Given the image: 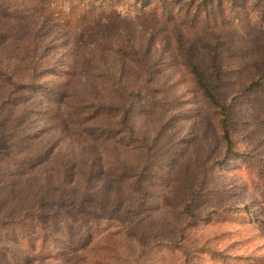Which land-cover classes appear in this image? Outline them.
Returning <instances> with one entry per match:
<instances>
[{
    "label": "rangeland",
    "instance_id": "obj_1",
    "mask_svg": "<svg viewBox=\"0 0 264 264\" xmlns=\"http://www.w3.org/2000/svg\"><path fill=\"white\" fill-rule=\"evenodd\" d=\"M21 1L24 0H14V4L26 9L33 8L27 1H24L25 4ZM109 5L112 14L124 18L116 20L113 30L112 26L105 24L90 33L86 30V17L75 6L69 7L67 11L57 10L60 17L68 22V27L36 13L34 8L18 20L0 16V62H8L7 66H10L13 76L18 80L20 78L23 82L55 88V94L64 99L76 96L73 100H78L79 92L87 87L92 89L107 85L105 88L108 89V84L112 80L116 83L119 78L128 90L139 89V96L134 100L131 126L140 143L128 150H115L113 146H107L115 151V155L113 159H107L106 163L108 166L109 163L124 164L131 174L137 170L141 173L145 168L147 209L140 215L128 217L119 229L105 228L97 233L89 230L93 242H99L97 247H89L92 251L85 248L90 239L75 237L69 245L64 238L59 240L61 234H55L54 239L49 241L31 232L28 238L30 244L22 239L16 243L21 247L18 252L24 256L38 254L39 258L31 264H67L66 260H72V257L60 256L62 247L68 248L66 253L73 250V258L79 259L80 264H87V255L91 259L101 260L102 248H114L103 264H135V258L142 249L146 252L145 259L138 264H264L263 234L252 226L247 214V211L259 213L263 209L264 188L243 161L227 157L219 164L214 163L216 157H222L223 146L214 129L210 112L202 103L181 57L174 49L175 33L182 34L188 42L192 38L209 42L220 36L222 44L233 41L231 34H221L212 25L197 24L195 27L177 18L167 20L162 15L157 18L140 15L135 9L136 4L130 0H109ZM152 19L158 28V35L147 51L144 50L147 35L141 26H149ZM125 22H133V40L138 42L142 53H146V65L140 68L122 57L100 49L89 51L86 47L96 35L104 37L103 32L105 36L110 33L114 36L124 35ZM192 51L195 60L207 73L206 51L196 45L192 46ZM223 56L235 64L231 70L239 71L240 61L232 51ZM25 94V99L10 109L5 120L7 124L1 130L2 209L30 193L54 200L67 198L70 193L67 191L68 185L63 194L59 193L67 168H70L68 171L71 174L67 175V181H73L74 184L71 191L78 190L80 193V190H85L73 167L77 164L75 162L80 150L83 154L86 149L78 129L57 114L48 100L45 102V95L48 94L36 91H27ZM103 94L109 97L104 91ZM257 107L258 104L251 100H243L237 107L238 124L232 138L242 154L249 153L264 134L248 123L258 119ZM74 143L81 149L75 148ZM110 149L105 150V154ZM100 151L102 148L92 147L87 157ZM105 154L99 155V158ZM134 168L136 170L132 172ZM204 168H208L209 173L201 198L207 201L202 199L206 206L222 213L213 214L208 223L199 224L191 239L224 255L200 250L185 257L163 244L155 246L167 238L172 227L174 231L183 224L179 215V196L184 172L196 175ZM114 178L117 177L107 176L101 171L86 189L89 199L99 198L109 191L107 194L111 198L115 194L117 196L113 202L124 203L123 199L129 195L128 191H131L135 180L119 184ZM47 192L50 195H46ZM56 201L49 203L48 207L53 208ZM106 242L112 245H105ZM150 248L156 249L150 251Z\"/></svg>",
    "mask_w": 264,
    "mask_h": 264
},
{
    "label": "trees",
    "instance_id": "obj_2",
    "mask_svg": "<svg viewBox=\"0 0 264 264\" xmlns=\"http://www.w3.org/2000/svg\"><path fill=\"white\" fill-rule=\"evenodd\" d=\"M24 1L33 6L34 10L29 5L36 13L66 27H68V22L60 17L57 10L67 11L71 6L80 8L88 23L86 28L88 33L105 24L112 26L111 30H113L117 23L116 20L124 18L116 17L115 14L111 13L109 0ZM24 1L21 2L25 4ZM130 1L132 4H136L135 9L139 11L140 15L146 14L151 18L162 15L167 17V20L177 18L194 26L197 24L212 25L214 28H218L222 32L221 34H231L233 41L222 44L220 36L209 42L191 37L193 41L188 42L182 34L175 33L173 36L174 49L181 57L185 70L202 103L210 112L214 129L223 146L222 157H216L214 163L219 164L225 161L227 157L241 160L248 165L256 181L264 188V134L257 140L256 146H253L247 154H242L237 150L236 143L232 138V133L238 124L237 107L243 103V100H251L258 104V119L248 123L254 129L264 133V0ZM31 8H22L20 5L14 4V0H0V16H5L8 19H21L30 12ZM230 16L233 19L230 20ZM124 26L126 31V33L124 30L122 31L125 33L124 35L114 36L110 33L105 36L103 32L105 38L96 35L86 47L88 50L100 49L110 55L122 57L140 68L146 65V53L144 51L142 53L140 46H137L138 42L133 40V29H135L133 22H125ZM141 28L147 35V44L144 45V50L149 51L158 35V28L153 19L149 26L142 24ZM193 45L202 47L206 51L207 73L195 60L192 51ZM230 51L240 61L239 71L231 70L230 68L235 64L223 56L224 53ZM7 65L9 64L5 60L0 62V136L1 130L7 124L5 120L10 109L18 106L25 99V92L36 91V93L48 94V96L45 95V102L48 100V103L55 107L57 114L63 116L73 128L78 129V134L84 140L86 149L83 154H81L80 146L74 143L75 148L79 147L80 152L76 158L75 163L77 164L73 167L81 180L80 183L85 186V190H80V193L78 190L71 191L70 188L74 184L73 181H67V175H71L68 171L70 168H67L63 173L62 183L59 187L61 195L66 191L68 185L67 191L70 193L67 198L56 199L58 200L56 201L51 197L36 196L34 193H30L17 199L5 209H2L3 203H1L0 264H31L39 258L38 254L24 256L18 252L21 247L16 243L22 239L30 244L28 238L32 235L31 232H36L41 239L49 241L54 239L55 234H61L59 240L64 238L69 245L72 244L75 237L84 240L90 239V243L85 248L92 251V248L89 250V247H97L99 242H93L89 230H95L97 233L105 228L119 229L120 224L128 217L140 215L147 209L145 208L147 196L144 191L146 188L145 168L141 173L139 170L135 171L136 168H134L132 172H135L131 174L130 170L124 167V164L118 165L117 162L116 164L109 163L108 166L106 163L107 159H113L115 155V151L107 146L111 145L115 150H128L135 148L140 143L131 126L134 100L139 96V89L128 90L125 83L122 82L123 80L119 78L116 83L112 80L108 84L110 86L108 89L105 88L108 87L107 85L98 88L92 87V89L87 87L79 92L78 97L80 98L78 100H73L76 96L71 99H64L55 94V88L23 82L20 78L18 80L13 76L10 66ZM103 91L109 97L105 96ZM96 146L99 149L102 148V151L98 154L96 152L97 155L94 154L90 158L87 157L90 155V149ZM105 146L106 148H103ZM107 149L110 151L105 154ZM102 154L105 155L99 158V155ZM79 167L81 168L80 174L78 173ZM101 171L107 176L117 177L114 179L119 184L124 182L128 184L131 180H135L132 183L131 191H128L129 195L123 199L124 203L113 202L117 196L115 194L114 198H111L110 194H107L109 191L99 198L89 199L86 189ZM207 172L209 173L208 168H204L196 175L193 172L190 174L184 172L180 181L181 195L179 196V215L183 219V224L180 228H175L174 231L172 227L167 238L156 243L155 246L163 244L167 249L179 251L185 257L196 254V251L200 250L224 255L191 239L199 224L208 223L213 214L222 213L206 206L205 198H201ZM113 192L115 191L113 190ZM46 195H50V192H47ZM52 201H56L57 204L50 209L48 205ZM226 211L224 210V212ZM247 214L250 217L249 222L260 230L264 237V206L259 213L247 211ZM98 221H102V223L97 224ZM105 245L112 244L106 242ZM155 249L150 248L149 250L154 251ZM67 250V247H62L59 252L62 257L66 255L72 257V260H66V263L80 264L79 259L73 258V250L66 253ZM102 251L101 260L91 259L87 255V264H91V262L92 264L105 263L108 253L113 252L114 248L112 250L102 248ZM145 254V249H142L135 258V264L143 261Z\"/></svg>",
    "mask_w": 264,
    "mask_h": 264
}]
</instances>
